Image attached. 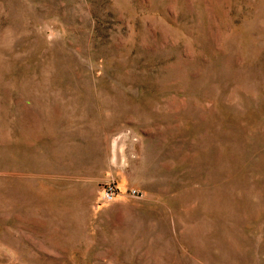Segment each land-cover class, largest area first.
Listing matches in <instances>:
<instances>
[{
  "label": "rangeland",
  "instance_id": "374dc122",
  "mask_svg": "<svg viewBox=\"0 0 264 264\" xmlns=\"http://www.w3.org/2000/svg\"><path fill=\"white\" fill-rule=\"evenodd\" d=\"M0 264H264V0H0Z\"/></svg>",
  "mask_w": 264,
  "mask_h": 264
},
{
  "label": "built area",
  "instance_id": "2783aa9c",
  "mask_svg": "<svg viewBox=\"0 0 264 264\" xmlns=\"http://www.w3.org/2000/svg\"><path fill=\"white\" fill-rule=\"evenodd\" d=\"M107 198H111V193H107Z\"/></svg>",
  "mask_w": 264,
  "mask_h": 264
},
{
  "label": "bare ground",
  "instance_id": "6f19581e",
  "mask_svg": "<svg viewBox=\"0 0 264 264\" xmlns=\"http://www.w3.org/2000/svg\"><path fill=\"white\" fill-rule=\"evenodd\" d=\"M115 145H116V143H115ZM116 147V146H115Z\"/></svg>",
  "mask_w": 264,
  "mask_h": 264
}]
</instances>
